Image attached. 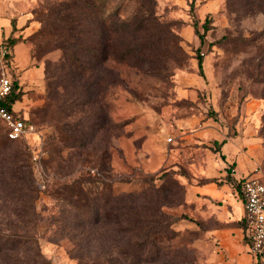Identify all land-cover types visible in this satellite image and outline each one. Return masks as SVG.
Here are the masks:
<instances>
[{
    "label": "rangeland",
    "instance_id": "1",
    "mask_svg": "<svg viewBox=\"0 0 264 264\" xmlns=\"http://www.w3.org/2000/svg\"><path fill=\"white\" fill-rule=\"evenodd\" d=\"M57 1L17 0L28 22L38 25L26 41L39 55V80L21 78L12 58L4 66L0 60V76L11 74L23 93L19 114L40 134L12 141L0 122V143L26 153L35 178L33 191L20 198L12 185L0 183V264H210L209 221L195 213L189 188L212 147L209 136L196 134L203 126H237L249 117L264 146V82L257 65L264 11L219 0L204 30L198 1L152 0L160 26L136 37L150 47L109 61L112 69L101 78L104 65L71 73L62 67L63 50L39 47L34 34ZM125 1L124 16L134 8ZM90 75L94 92L79 101V78ZM4 152L0 148V162L6 155L7 169L13 157ZM255 173L264 179V156ZM129 209L146 211L140 218L148 225L119 216Z\"/></svg>",
    "mask_w": 264,
    "mask_h": 264
},
{
    "label": "trees",
    "instance_id": "2",
    "mask_svg": "<svg viewBox=\"0 0 264 264\" xmlns=\"http://www.w3.org/2000/svg\"><path fill=\"white\" fill-rule=\"evenodd\" d=\"M129 1H132L134 8L130 14L124 16L123 12L125 11V7L129 4L125 0H119L115 4H113L115 0H59L47 6L44 18H42L43 21L46 20L47 24L34 34V38L39 39L38 45L41 49L46 50L53 48L63 50L64 64L62 67L68 68L71 73H81V75H84L85 71L99 64L104 65L101 78L107 77V70L112 69L111 67L109 68L107 64L109 61L123 62L129 58L131 54L139 53L141 50L149 48V44L151 43L149 40L143 43H137L136 37L148 31L149 29L147 28H150V26H160V20L157 18L153 7H149L152 0ZM239 1L241 3L239 6L241 11H246V9L257 12L264 11V0ZM196 2L197 0L191 1L193 5ZM213 15L214 14H208L205 17L202 24L204 30L209 29L208 22ZM194 27H196L195 23ZM196 33L199 35L197 29ZM123 36L125 39L126 37H131V40H122ZM200 38H203V35H201ZM16 41L14 37L6 41L9 48L7 55L8 59L12 58V46ZM123 41L126 46V48H124L125 50L120 49ZM35 48L30 50L33 59L39 57ZM259 56L260 60L257 64L260 67L259 77L264 82V49ZM198 64L202 67V57L198 59ZM46 76L49 77V72H47ZM79 81L80 83L77 84L79 91L76 97L79 101H82L83 97L87 98L94 92L92 75L85 78L81 77ZM22 95L23 93L19 88V83L13 80L12 89L3 103L9 110L13 111L14 103L20 100ZM262 98L264 99V97ZM79 103L80 102L77 104ZM24 119L33 123L28 118ZM0 122L3 124L5 134L9 140L16 141L26 139L25 137L10 139L7 134L5 122L1 120ZM63 131L65 130L59 129L60 133ZM63 136L64 135H62V137ZM8 146L9 145L0 143V148L5 152L8 151L13 157L12 167H8L7 169L5 167L7 156L5 155V157L2 158L0 162V183L12 185L18 198L23 195L27 196L34 188L35 178L33 170L30 165L29 168H27L26 153L18 150H9ZM124 198L125 197L119 196L120 200ZM100 213L101 210L98 212L95 219L96 226L101 224L99 223V221L102 220ZM146 213V211L136 212L129 209L119 214V216H124L128 223L131 221L134 222L136 227H143L148 224L143 222L140 216H146ZM171 217L172 221L178 219V216ZM148 237L149 233L146 232L145 239Z\"/></svg>",
    "mask_w": 264,
    "mask_h": 264
},
{
    "label": "crops",
    "instance_id": "3",
    "mask_svg": "<svg viewBox=\"0 0 264 264\" xmlns=\"http://www.w3.org/2000/svg\"><path fill=\"white\" fill-rule=\"evenodd\" d=\"M197 1L201 18L219 9V0ZM37 27L35 21L28 22L17 0H0V43L16 38L12 63L21 78L31 75L39 80L42 72L26 41ZM13 110L20 113V100L14 103ZM230 127L233 134L228 132ZM197 132V137H210L207 142L212 148L198 180L190 185L189 196L195 213L209 221L206 232L212 241L210 264H256L264 253L256 258L249 251L241 182L250 175H259L255 171L263 160L264 146L258 127L246 117L237 126H203Z\"/></svg>",
    "mask_w": 264,
    "mask_h": 264
},
{
    "label": "built area",
    "instance_id": "4",
    "mask_svg": "<svg viewBox=\"0 0 264 264\" xmlns=\"http://www.w3.org/2000/svg\"><path fill=\"white\" fill-rule=\"evenodd\" d=\"M8 52L7 43L2 42L0 60L3 66ZM12 84V75L2 72L0 76V120L7 126L8 137L18 139L28 138L34 134L39 136L37 127L33 123L26 121L14 110H9L3 103L12 89ZM241 190L248 224L249 251L258 258L264 253V179L259 175H250L241 182Z\"/></svg>",
    "mask_w": 264,
    "mask_h": 264
}]
</instances>
